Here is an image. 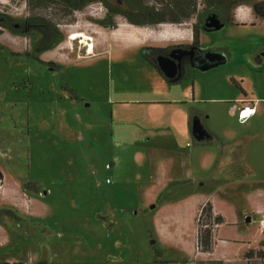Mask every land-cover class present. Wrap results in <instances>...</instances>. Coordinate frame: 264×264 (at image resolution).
<instances>
[{"label":"crops","instance_id":"obj_1","mask_svg":"<svg viewBox=\"0 0 264 264\" xmlns=\"http://www.w3.org/2000/svg\"><path fill=\"white\" fill-rule=\"evenodd\" d=\"M235 19L242 24L229 25L264 30V19L246 11ZM118 26L134 27L123 21L112 29L99 27L107 32ZM104 44L99 52L110 74L120 81L121 73L135 71L143 87L141 94L111 97L107 118L112 145H120L125 160L142 167L98 183L101 191L80 217L87 226L82 238H103V225L112 230L124 224L129 233H124L127 249L121 255L134 251L141 261L151 256L153 264L164 262L168 250L181 264H264V232L258 228L264 216V44L254 52L243 43L239 59L234 44L222 42L228 55L223 67L207 66L193 81L180 84L164 80L130 42ZM245 107L254 111L242 122L239 113ZM207 202L222 222L213 226L212 247L203 252L197 247V214ZM131 230L154 235L158 253H145ZM107 237L111 249L113 235ZM35 247L27 252L32 260L38 258ZM90 248L78 249L90 255Z\"/></svg>","mask_w":264,"mask_h":264},{"label":"rangeland","instance_id":"obj_2","mask_svg":"<svg viewBox=\"0 0 264 264\" xmlns=\"http://www.w3.org/2000/svg\"><path fill=\"white\" fill-rule=\"evenodd\" d=\"M62 4L57 1L48 8L31 11L45 14L58 24L61 37L50 48L61 44L58 53H50L49 49L34 51L42 36L41 26H27L23 32L0 26V264H153L151 256L141 261L134 251L121 255L122 249H127L123 248L124 233H129L124 224L112 230L103 225L100 236L106 237L82 238L87 226L80 217L89 211L90 200L101 191L98 183L103 185L107 175L142 167L141 163L126 161L120 145H112L107 118L111 97L141 94L143 87L135 71H124L120 81L110 74L107 59L98 54L106 44L96 45L94 54H87L82 44L67 43V18H61L63 12L58 13L56 8ZM88 10L93 17L106 12L97 2L94 9L84 11ZM0 12L23 20L29 15V5L27 0H0ZM70 17L74 20L71 25L78 24L77 29L91 33L87 25L82 26V17L73 13ZM113 21L115 28L122 19ZM195 21L196 14L179 22L144 23L139 28L152 32V38L132 46L140 50L145 45L187 43ZM164 26L171 29L163 31ZM263 31L260 27L219 25L201 33L199 41L213 46L230 41L241 59L243 43L254 52L264 44ZM48 62L58 68L47 69ZM69 90H73V97ZM5 209L9 212H1ZM127 212L132 217L133 209ZM130 233L140 240L145 253L160 250L154 244V235ZM108 235H113L111 249L107 247ZM33 244L38 253L35 260L27 255ZM85 244L91 246L93 254L79 252ZM171 253L164 251L166 261L157 264H178Z\"/></svg>","mask_w":264,"mask_h":264},{"label":"flooded vegetation","instance_id":"obj_3","mask_svg":"<svg viewBox=\"0 0 264 264\" xmlns=\"http://www.w3.org/2000/svg\"><path fill=\"white\" fill-rule=\"evenodd\" d=\"M193 1L195 12L192 15L196 14V21L191 28L190 41L166 46L145 45L139 50L140 56L148 63L150 62L151 64H149L155 68L157 73L170 84H180L188 79L193 81L194 77L202 73V70L207 66L223 67L222 64L228 58L223 47L221 45H203L199 41L201 33L215 29L214 26H211L214 21H218L219 25L242 24L235 19V15L243 11L254 18L264 19V0H212L213 5H210L208 0H201L199 4L195 0ZM95 2L105 8L106 12L103 15L99 14L97 17H93L91 10L84 11L89 8L94 9ZM117 2L112 5L109 0H92L79 8H73L65 19L68 23L66 27L72 26L71 22L74 21L70 17L72 13L83 18L82 26L87 25L91 33L93 26L105 29L114 28L113 20L118 18L138 27L144 24L145 20L141 19L148 16L144 10V6L148 5L146 0H117ZM225 21L227 22L225 23ZM250 24H254L253 21ZM17 28L18 26L14 25V29ZM113 45L118 44L114 43ZM118 50L125 52V49L121 47ZM98 54L102 53L98 52ZM45 67L49 70L58 68L55 63L50 62L46 63ZM233 82L236 86L238 85L234 80ZM190 94L194 97L193 87ZM192 110L200 112L197 105H192ZM199 124L204 125V121L199 119Z\"/></svg>","mask_w":264,"mask_h":264},{"label":"trees","instance_id":"obj_4","mask_svg":"<svg viewBox=\"0 0 264 264\" xmlns=\"http://www.w3.org/2000/svg\"><path fill=\"white\" fill-rule=\"evenodd\" d=\"M57 1L63 3L56 7L58 8V13L63 12V17L61 18H67V15L71 13V9L79 8L92 0H27L29 15L23 21H17L7 14L0 12V26L13 32H23L27 26H41L40 32L42 36L35 43L33 49L35 52L50 49L61 37L57 24L48 18L47 15L41 13L34 14L31 11L35 8H48L50 4H56ZM146 1L148 5L144 6V10L148 15V20H145L144 23L148 24H159L165 21L179 22V20L190 17L195 12L193 0H167L165 3L163 0H153L154 3H151V5L148 0ZM208 2L210 5H213L212 0H208ZM14 25H17L18 28L14 29ZM26 56H30L29 53H26ZM68 92L74 96L73 90H69ZM160 198L161 195L157 198L156 203L160 201ZM201 211V216L197 219V247L200 251L206 252L211 249L213 244L212 228L215 224L221 223L222 218L212 215V208L208 202L203 205ZM1 212L9 211L5 209ZM199 226L203 229H199ZM155 253L157 254L158 251L156 250Z\"/></svg>","mask_w":264,"mask_h":264},{"label":"bare ground","instance_id":"obj_5","mask_svg":"<svg viewBox=\"0 0 264 264\" xmlns=\"http://www.w3.org/2000/svg\"><path fill=\"white\" fill-rule=\"evenodd\" d=\"M78 24L68 26L65 29L66 41L68 44L72 45L74 42L76 44H82L81 47H84L87 51V54H94V48L98 44L105 43L106 40L118 41L122 45L127 46L126 42H130L131 45L137 44L141 45L145 41L152 38V35L148 30L138 27H126L118 26L117 30H109L104 32L99 26H93L92 35L91 33L84 31V29H77ZM76 28V29H74ZM80 47V49H81ZM63 48L61 44H58L54 49H50V53H58Z\"/></svg>","mask_w":264,"mask_h":264},{"label":"built area","instance_id":"obj_6","mask_svg":"<svg viewBox=\"0 0 264 264\" xmlns=\"http://www.w3.org/2000/svg\"><path fill=\"white\" fill-rule=\"evenodd\" d=\"M195 2L197 4H199L201 2V0H195ZM167 29H171L169 26H164L163 31H166ZM254 111V109H250L248 110L247 107L243 108L240 113H239V119L243 122L245 121ZM251 112V113H250ZM106 182H109V179H106ZM203 208V205L200 207V209L198 210V214H197V219H199V217L201 216V210ZM205 227V226H204ZM258 228L260 229V231L264 232V216H262L259 220H258ZM3 264H20L16 261H8L6 263ZM172 264H177V263H172ZM179 264V263H178ZM181 264V263H180Z\"/></svg>","mask_w":264,"mask_h":264},{"label":"water","instance_id":"obj_7","mask_svg":"<svg viewBox=\"0 0 264 264\" xmlns=\"http://www.w3.org/2000/svg\"><path fill=\"white\" fill-rule=\"evenodd\" d=\"M217 22H218V21H217ZM217 22L214 21L213 24H212L211 26H214L215 28H217V27L219 26V24H217ZM152 206H153V205H152ZM152 206H151V207H152Z\"/></svg>","mask_w":264,"mask_h":264}]
</instances>
